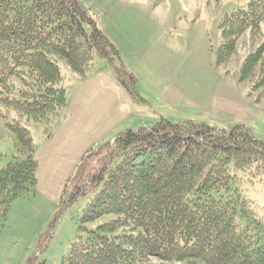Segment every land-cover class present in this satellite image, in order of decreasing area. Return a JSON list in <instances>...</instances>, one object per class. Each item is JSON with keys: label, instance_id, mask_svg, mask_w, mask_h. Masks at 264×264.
<instances>
[{"label": "trees", "instance_id": "1", "mask_svg": "<svg viewBox=\"0 0 264 264\" xmlns=\"http://www.w3.org/2000/svg\"><path fill=\"white\" fill-rule=\"evenodd\" d=\"M263 21L264 0L224 15L216 66L234 53L242 33H257ZM259 48L239 68L244 82L261 63L253 90L264 86V44ZM95 57L112 66L115 83L131 99L144 101L118 49L77 0H0V119L21 146L0 168V233L11 203L37 187L36 148L15 116L59 119L72 83L64 84L59 62L85 78ZM91 158L94 166L85 162ZM72 170L57 217L78 197L90 198L62 264H264L261 225L230 188L237 172L264 176V141L243 124L217 130L162 118L89 147Z\"/></svg>", "mask_w": 264, "mask_h": 264}, {"label": "rangeland", "instance_id": "2", "mask_svg": "<svg viewBox=\"0 0 264 264\" xmlns=\"http://www.w3.org/2000/svg\"><path fill=\"white\" fill-rule=\"evenodd\" d=\"M77 1L98 28L110 40L112 38L125 69L136 78V92L144 101L129 97L133 106L130 119L134 122L125 121L123 101L105 88V105L112 110L103 109L102 112L107 113L102 122L112 120L116 124L101 137L99 128L89 123L81 126L73 123L76 115L68 113L69 105L62 109L59 119L51 116L47 121L15 116L13 123L24 127L35 145L38 185L33 194L17 198L9 207L0 233V264H62L76 239L79 217L90 196L78 197L59 217L57 215L65 181L77 161L71 162L69 155L66 161H59L58 156L52 154V161H58L55 167L49 166L45 159L44 146L61 126L66 127L67 144L74 143V153L89 147L96 150L126 129L151 127L162 118L173 124L204 123L217 130L243 124L257 139L264 141V86L252 88L263 76L261 63L254 65L247 81L239 82L242 61L264 44V21L257 33L246 31L238 37L235 51L224 65L219 68L215 64L221 40L220 20L233 10L245 7L249 0ZM262 57L264 62V52ZM59 64L66 86L67 82L82 78L72 72L64 60ZM92 66L90 71H98L114 81L112 66L106 60L95 57ZM71 86L68 84V88ZM77 88L76 85L67 91L68 101L77 97ZM88 94L92 101L102 95L99 89L90 90ZM86 103H82L81 108ZM20 150V143L0 119V168ZM85 162L88 166L96 163L93 158ZM230 188L248 202L253 217L261 225L259 233L264 241V176L237 172ZM111 218V215L101 217L85 228H94Z\"/></svg>", "mask_w": 264, "mask_h": 264}, {"label": "crops", "instance_id": "3", "mask_svg": "<svg viewBox=\"0 0 264 264\" xmlns=\"http://www.w3.org/2000/svg\"><path fill=\"white\" fill-rule=\"evenodd\" d=\"M103 75L104 74H101L98 71L95 72L90 71L87 73V76L85 78L82 77L78 81H73L72 83H69L72 86L70 88H67L68 90H70L72 87L76 85L78 87L76 91L78 92L77 97H74L73 101H68V105L69 107H71V109H68V113L71 116L76 115L74 118L72 117L73 118L72 122L79 123V126H81L82 124L86 125L89 123V126H95L96 128H99L98 134L100 137L110 127H113L116 124L112 120L107 121L106 123L102 122L104 115L108 111L112 110V108L108 109L109 105H105V101H107V97L104 94L105 88H109L110 89L109 92L117 94L119 96V101H123V106L126 109L124 120L125 121L129 120L131 122H134V120L130 119V109H133V106L131 105V100L129 96L115 83V81L106 78ZM93 89H99L102 94V95H98L96 99H94L95 101L90 100L88 97L89 91ZM85 101H87V103L84 105L83 108H81L82 103H84ZM103 109L105 110L108 109V110L107 112L103 113L102 112ZM92 115L94 116L90 119ZM126 130H134V129H126ZM44 149L47 151V155L45 154V159L47 164L49 166L58 167L56 165L58 161L56 162L52 161V154L58 156V158L60 159L59 161H66L67 155H69L71 162H75L78 161L80 156L85 152L87 148L86 149L83 148L82 152L74 153V143L67 144L66 127L61 126L58 129V133L56 134V136L53 135V138L49 139V143L47 144V146H44ZM37 185H38V179H37Z\"/></svg>", "mask_w": 264, "mask_h": 264}]
</instances>
